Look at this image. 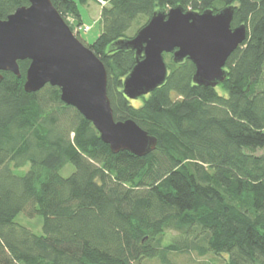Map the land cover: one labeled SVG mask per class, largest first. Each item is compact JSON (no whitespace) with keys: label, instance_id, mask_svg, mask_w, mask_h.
Instances as JSON below:
<instances>
[{"label":"trees","instance_id":"obj_1","mask_svg":"<svg viewBox=\"0 0 264 264\" xmlns=\"http://www.w3.org/2000/svg\"><path fill=\"white\" fill-rule=\"evenodd\" d=\"M51 1L83 43L80 5H103V31L87 47L107 70L114 117L135 121L158 145L145 157L114 154L60 88L25 92L29 60L19 62L21 77L1 72L0 264H174L192 253L264 264V0ZM28 5L0 0V20ZM177 5L233 7L232 28L246 26L226 80L196 85L195 65L165 53L166 83L128 99L123 83L136 54L115 43ZM21 213L41 217L44 234L16 222Z\"/></svg>","mask_w":264,"mask_h":264},{"label":"water","instance_id":"obj_2","mask_svg":"<svg viewBox=\"0 0 264 264\" xmlns=\"http://www.w3.org/2000/svg\"><path fill=\"white\" fill-rule=\"evenodd\" d=\"M233 18V7L218 13L185 11L181 5L157 10L134 38L115 43L136 54V64L123 83L124 95L139 100L166 83L165 53L177 64L187 58L195 65L196 85L215 88L223 83L228 58L247 39L246 26L232 28ZM25 60L30 61L25 92L36 93L47 85L60 88L62 102L90 121L114 154L127 151L145 157L156 150L157 138L135 121L115 119L105 65L51 0H29L28 6L0 20V83L1 72L21 77L19 62Z\"/></svg>","mask_w":264,"mask_h":264},{"label":"rangeland","instance_id":"obj_3","mask_svg":"<svg viewBox=\"0 0 264 264\" xmlns=\"http://www.w3.org/2000/svg\"><path fill=\"white\" fill-rule=\"evenodd\" d=\"M103 5H100L96 2L90 1L87 5H80V10L82 13L84 25L81 30L80 37L84 41L85 45L93 44L96 39L101 35L103 31V20L101 18ZM191 10V9H189ZM71 19V18H70ZM72 21V20H71ZM91 27L89 31H85V27ZM167 62V60H166ZM29 169V166L16 170L17 175H24ZM74 170L73 166L68 164L61 170V174L64 177L69 176ZM16 222L20 223L23 226L31 229L34 233L38 235H43L42 228V218L36 217L30 218L26 216L24 213H21ZM222 256L208 255L206 257H198L196 254H185V255H175L172 257V262L174 264H216L222 263ZM147 264H161L158 261L149 262Z\"/></svg>","mask_w":264,"mask_h":264},{"label":"built area","instance_id":"obj_4","mask_svg":"<svg viewBox=\"0 0 264 264\" xmlns=\"http://www.w3.org/2000/svg\"><path fill=\"white\" fill-rule=\"evenodd\" d=\"M82 29H83V27L80 28L79 30H82ZM84 29H85V31H89L91 29V27L86 26Z\"/></svg>","mask_w":264,"mask_h":264}]
</instances>
